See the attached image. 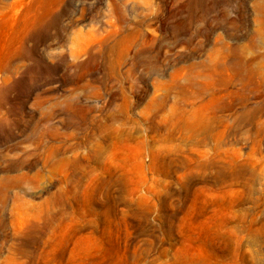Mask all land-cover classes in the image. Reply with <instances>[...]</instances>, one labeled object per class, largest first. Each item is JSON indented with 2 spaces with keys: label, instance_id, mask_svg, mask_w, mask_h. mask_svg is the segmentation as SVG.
<instances>
[{
  "label": "rangeland",
  "instance_id": "rangeland-1",
  "mask_svg": "<svg viewBox=\"0 0 264 264\" xmlns=\"http://www.w3.org/2000/svg\"><path fill=\"white\" fill-rule=\"evenodd\" d=\"M0 264H264V0H0Z\"/></svg>",
  "mask_w": 264,
  "mask_h": 264
}]
</instances>
